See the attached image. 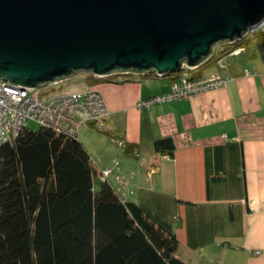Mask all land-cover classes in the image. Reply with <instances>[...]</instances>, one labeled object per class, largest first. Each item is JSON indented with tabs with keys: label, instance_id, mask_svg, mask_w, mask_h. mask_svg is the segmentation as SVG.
I'll return each instance as SVG.
<instances>
[{
	"label": "crops",
	"instance_id": "crops-1",
	"mask_svg": "<svg viewBox=\"0 0 264 264\" xmlns=\"http://www.w3.org/2000/svg\"><path fill=\"white\" fill-rule=\"evenodd\" d=\"M233 56L232 65L219 60L190 70L192 77L219 70L225 86L150 107L136 103L167 92L173 75L122 76L64 90L102 94L103 130L80 124L88 141L78 139L100 177L110 169L105 179L124 200L173 227L177 255L190 264H264V33ZM161 137L174 141L168 159L153 148Z\"/></svg>",
	"mask_w": 264,
	"mask_h": 264
},
{
	"label": "trees",
	"instance_id": "trees-1",
	"mask_svg": "<svg viewBox=\"0 0 264 264\" xmlns=\"http://www.w3.org/2000/svg\"><path fill=\"white\" fill-rule=\"evenodd\" d=\"M262 33L219 44L222 49H214L197 68L212 67L238 48L243 51ZM130 75L97 78L88 73L85 78L91 85ZM171 75L172 85L179 72ZM153 148L160 156H171L174 141L161 137ZM97 176L77 136L39 125L35 131L24 127L1 144L0 264H190L177 255L179 242L171 225L124 200L107 179L98 176L96 188Z\"/></svg>",
	"mask_w": 264,
	"mask_h": 264
},
{
	"label": "water",
	"instance_id": "water-1",
	"mask_svg": "<svg viewBox=\"0 0 264 264\" xmlns=\"http://www.w3.org/2000/svg\"><path fill=\"white\" fill-rule=\"evenodd\" d=\"M264 15V0H0V80L37 88L78 72L166 78Z\"/></svg>",
	"mask_w": 264,
	"mask_h": 264
},
{
	"label": "built area",
	"instance_id": "built-area-1",
	"mask_svg": "<svg viewBox=\"0 0 264 264\" xmlns=\"http://www.w3.org/2000/svg\"><path fill=\"white\" fill-rule=\"evenodd\" d=\"M260 31H264V15L253 25L247 26L239 39L247 38ZM237 50L238 53L242 49ZM190 69L184 68L179 72L177 82L171 85L166 94L140 100L136 103V107H150L156 103L213 90L225 86L228 81L227 77L218 73L192 77ZM244 74L249 75L250 72L245 70ZM51 86L54 84L34 89H21L0 80V145L15 139L28 121L68 136H77L79 126L83 123H92L98 129L104 128V118L108 114V109L104 97L98 90L91 88L80 92L49 95L44 89ZM114 141L119 147H123L122 140ZM160 157L169 158L164 155ZM109 171L110 169L103 171L102 180L106 178Z\"/></svg>",
	"mask_w": 264,
	"mask_h": 264
},
{
	"label": "rangeland",
	"instance_id": "rangeland-1",
	"mask_svg": "<svg viewBox=\"0 0 264 264\" xmlns=\"http://www.w3.org/2000/svg\"><path fill=\"white\" fill-rule=\"evenodd\" d=\"M221 47H222V45H218L214 49L217 52V51H220L222 49ZM234 51L235 52L230 53V54L224 56L221 59V63L222 64H225L226 66L232 65L233 62L238 58L236 56H233V55H235L237 53L236 51H238V50H234ZM87 74L88 73H86V72H78V73H76L74 75L76 77H75V79H73V81L69 82L70 80L69 81L66 80V81H63V82H60V83L57 82V83L54 84V86L45 87L44 90L49 95H51V94H55V93L64 92V90H66L68 87H70V85H73V87H76L77 88L79 86L78 83L81 84V85L89 84V83H87L86 78L85 77L83 78V76H86ZM25 127L29 131H35V130H37L39 128V125L37 123L33 122V121H28V122L25 123ZM89 128L90 129H93L94 127H89ZM93 130L94 131H98L97 133H99V134L101 133L100 131H102V130H98V128L96 126H95V128ZM77 137L79 139L88 141V133H87V131H85L84 126H82V127H80L78 129V135H77ZM113 164H114V162L112 163V165ZM97 172L99 173L98 170H97ZM98 176H99V174H98ZM98 176L94 179V185H95L96 188H99V186H100V180H99V177Z\"/></svg>",
	"mask_w": 264,
	"mask_h": 264
}]
</instances>
